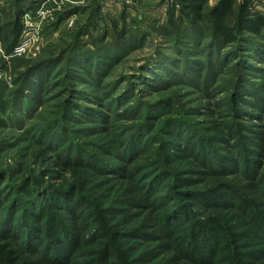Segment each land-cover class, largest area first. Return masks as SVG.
<instances>
[{
    "label": "rangeland",
    "instance_id": "obj_1",
    "mask_svg": "<svg viewBox=\"0 0 264 264\" xmlns=\"http://www.w3.org/2000/svg\"><path fill=\"white\" fill-rule=\"evenodd\" d=\"M43 1L0 0V27H12L23 9L24 32L19 40L28 33L34 38L30 51L21 56L6 53L0 42L2 193L8 191L5 196L12 202L18 194L30 196L22 188L37 187L43 193L67 190L71 196L47 202V210L66 212L53 207L65 200L75 210L80 202L86 205L81 221H65L82 235L72 259L75 264H189L166 238L158 236L156 216L170 205H189L188 220L223 214L225 225L235 233L254 234L242 217L205 210L211 202L206 203L204 195H197L198 199L192 195L231 185L254 200L261 198V188L250 186L243 173L264 175V62L258 60L259 50L237 63L249 72L247 84L243 83L248 101L242 102L234 91L235 61L229 59L218 68V57H209L193 41H187L179 54L162 33L172 0L54 3L49 13L41 15L37 5ZM216 2L210 0L208 7ZM114 22L130 31L126 40L136 46L119 61L112 58L113 52L98 51L99 45L117 43ZM159 52L164 55L158 57ZM188 59L191 70L200 71L193 75L195 84L184 80L156 88L154 82H146L168 78L169 71L179 72ZM22 61L46 65L34 74L35 86L21 97V109L5 112L7 94L16 88L17 74L26 69ZM208 73L210 80L201 82ZM39 82L43 89L37 88ZM34 96L40 101H33ZM58 121L61 129L40 132L41 126ZM137 125H141L139 147L121 158L127 135ZM205 153L212 157L204 159ZM95 155L113 159L116 166L105 172L98 161L92 162ZM76 193L90 199L80 201ZM226 200H231L228 195ZM36 210L40 209L32 207ZM37 219L42 220L39 225L44 231L52 226L48 214ZM103 232L114 234L113 242Z\"/></svg>",
    "mask_w": 264,
    "mask_h": 264
},
{
    "label": "trees",
    "instance_id": "obj_2",
    "mask_svg": "<svg viewBox=\"0 0 264 264\" xmlns=\"http://www.w3.org/2000/svg\"><path fill=\"white\" fill-rule=\"evenodd\" d=\"M209 1L172 0V4L167 11L166 25L161 28V31L173 43L172 47L179 54L184 52V46L187 41H193L195 46H197L196 48L204 50L209 57H218V68L229 59L235 61L232 67H236L238 76L234 91H236L239 101L247 102L248 100L245 99L247 95L244 94L246 85L243 83L248 81L247 73L249 72L237 67V63H240L241 58L252 55L257 50H259L258 60L264 62V54L262 53L264 45V0H216L217 2L214 5L208 7ZM260 5L263 7L262 9L259 8ZM22 11L23 9L18 12L17 20L12 27L9 25L0 27V42H2L8 54L12 53L22 33ZM112 26L117 31L115 40L117 43L114 47H112L114 44H106L103 47L99 45L98 51L104 49L106 52H113L112 58H115V61H119L126 52L136 46L133 45V42L126 40L130 33L126 27L120 29L117 22H114ZM162 55H164L163 52H159L158 57H162ZM75 56L73 55L72 58L74 59ZM45 63L41 62L34 66H29L25 61L21 62V66H25L26 69L17 74L18 79L15 80L16 88L10 90L7 94L6 105H4L3 109L5 112L10 110L16 112L21 109L19 106L21 97L26 94L29 87L35 86L33 76L43 69V66L46 65ZM241 63L243 64V62ZM190 65L191 60L188 59L184 61L179 72L169 71L170 76L168 78L159 76L153 81L147 79L146 82H154L156 88H162L169 82L176 84L184 80H191L195 84L196 80L193 75L199 74L200 71L197 69L193 72ZM151 66L149 67L150 69ZM211 66L212 61L208 67L211 68ZM246 66H249V64H246ZM211 77L212 74L209 75L208 73V76L202 79L201 82L204 80L207 83ZM238 81L242 82V84H239ZM39 84L40 86L36 85L37 88L43 89V84L41 82ZM31 98L33 101H40L35 96ZM51 125L52 123L45 128L41 126L40 132L43 133V131L52 130V128L54 130L62 128L61 121ZM139 126L141 125L134 127L130 137L127 135L128 141L124 142L125 152L119 154L121 158L128 151H134L133 153L137 151L140 142V137L138 136L140 131L137 130ZM206 154L208 153L203 154V157L209 160L212 156L209 157V154L208 156ZM245 154L247 155L248 153L246 152ZM95 161H98L103 166L102 169L105 172L109 171V173L111 168L116 166L113 163V159L101 157L98 159L95 155L92 162ZM90 165L93 166L92 164ZM205 166H207V163H205ZM210 166H213L212 163ZM216 166H219V164L216 163ZM243 173L247 176L250 186L261 188V198L254 200L251 194L227 185V188L223 190L205 189L204 192L203 190H198V192L193 193L192 199H198L199 196L197 195H204L206 197L205 202H211L210 204H212H208V207L204 208L205 210L212 209L213 211H219V213L225 212V215L232 213L235 216L242 217L246 225L250 224L253 226L254 234L253 232L249 234L235 233L232 227L225 225V219L222 218L223 214H218V218L209 217L203 219L195 215L193 220H188L185 210L186 206H189L187 204L179 207L170 205L156 216V228L160 231L158 236L166 238L170 246L176 250V253L183 260H187L189 264H264V175L257 177L259 175H248V173L252 172ZM0 190V264L76 263L72 259L75 258V248L78 247V240L81 243L82 235H79L80 233L75 234L65 221L68 218L81 221L80 213L86 210V205L83 206L80 202L79 210H75V208H72V202L65 200L63 205L57 202L53 207L63 208L66 212L47 210V206L50 205L47 202L51 203L59 199H66V197L71 196V191L47 190L46 193H43L37 187L32 189L22 188L23 193H31L30 196L26 197L23 193V195L18 194L16 196L17 199L11 202L8 194L5 196L8 191L3 194L2 189ZM12 193L15 194V192ZM76 195L80 201L81 198L90 199L84 193H80V196L77 193ZM227 195L230 197V201L226 200ZM234 195L237 200L239 199L238 202L237 200H232L235 199ZM9 197L12 196L10 195ZM34 206L40 210L32 211ZM67 212L68 214H65ZM46 214H48V221L52 226L44 231L39 225L42 220L39 222L37 218ZM103 235L110 237L113 242L114 234L103 232ZM244 239H247V241L242 242ZM257 246H260V248H256ZM116 262L103 264H122ZM82 264H87V262H82Z\"/></svg>",
    "mask_w": 264,
    "mask_h": 264
},
{
    "label": "built area",
    "instance_id": "obj_3",
    "mask_svg": "<svg viewBox=\"0 0 264 264\" xmlns=\"http://www.w3.org/2000/svg\"><path fill=\"white\" fill-rule=\"evenodd\" d=\"M76 1H83V0H44L42 3H39L37 5V6H40V7L39 8L37 7L38 10L37 9L36 10L38 11L37 12L38 14L42 15V13L43 14L49 13L50 7L53 6L54 3H56V4H62V3H65V2H73L74 3ZM36 10L34 12H29V13H31V14L36 13ZM28 11H31V10H28ZM44 11H45V13H44ZM28 16H29V14H26L25 19H27ZM26 25L28 26L27 23H26ZM23 32H24V27L22 28L21 35L23 34ZM29 34L30 33L24 35L23 38H21L19 40V42L14 47V49H13V51L11 53L12 56H21V55L27 54L30 51V47H31V45L33 43L34 38L29 36ZM2 78H3V73L0 70V82H1Z\"/></svg>",
    "mask_w": 264,
    "mask_h": 264
}]
</instances>
